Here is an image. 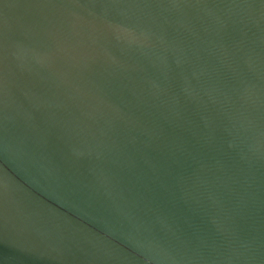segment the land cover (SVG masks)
Masks as SVG:
<instances>
[{"label": "water", "instance_id": "95a60500", "mask_svg": "<svg viewBox=\"0 0 264 264\" xmlns=\"http://www.w3.org/2000/svg\"><path fill=\"white\" fill-rule=\"evenodd\" d=\"M0 264H264V0H0Z\"/></svg>", "mask_w": 264, "mask_h": 264}]
</instances>
